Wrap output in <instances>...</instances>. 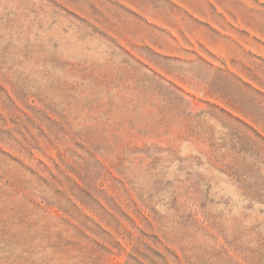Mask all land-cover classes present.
<instances>
[{"label":"rangeland","instance_id":"rangeland-1","mask_svg":"<svg viewBox=\"0 0 264 264\" xmlns=\"http://www.w3.org/2000/svg\"><path fill=\"white\" fill-rule=\"evenodd\" d=\"M0 264H264V0H0Z\"/></svg>","mask_w":264,"mask_h":264}]
</instances>
